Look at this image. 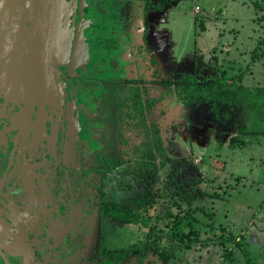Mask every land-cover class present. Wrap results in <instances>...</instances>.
<instances>
[{"label":"flooded vegetation","instance_id":"obj_1","mask_svg":"<svg viewBox=\"0 0 264 264\" xmlns=\"http://www.w3.org/2000/svg\"><path fill=\"white\" fill-rule=\"evenodd\" d=\"M174 1L65 0L70 54L66 65L56 67L53 79L48 77L49 101L45 49L26 34L17 36V26L19 33L29 32L31 15L46 12L49 0H0V264H22L13 255V244L21 236L34 264H138L126 250L142 240L143 231L122 223L112 208L123 206L129 197L125 186L112 181V158L122 157L119 176L126 181L128 153L135 151V135L143 136L142 126L129 129L120 88L141 92L145 123L163 141L165 100L177 98L176 79H160L157 67L150 79L140 70L121 74L125 67L137 69L124 64L125 59L120 70L112 64L132 45L143 52L144 42L152 41L149 35L159 32L156 15L170 13ZM137 23L145 26L140 44L131 43L137 39L127 33L122 40L120 30L126 25L132 30ZM153 54L145 56L152 64ZM27 76L35 77L34 91ZM149 103L151 112L145 113ZM180 124L188 140L183 118ZM211 247L218 248L182 250L179 262L185 260L183 252L192 250L194 255L196 248L208 252ZM151 256L160 261L149 254L142 264Z\"/></svg>","mask_w":264,"mask_h":264},{"label":"rangeland","instance_id":"obj_2","mask_svg":"<svg viewBox=\"0 0 264 264\" xmlns=\"http://www.w3.org/2000/svg\"><path fill=\"white\" fill-rule=\"evenodd\" d=\"M156 16L159 32L149 35L152 41L144 42L143 52L133 45L126 48L119 55L121 60L112 64L113 70H120L125 59L124 64L137 69L125 67L121 74L135 75L140 70L150 79L157 67L160 79L195 74L204 81L234 79L250 92L264 87V59L253 61L254 55H264V0H175L170 13ZM138 24L132 30L129 26V31L128 25L121 29V39L127 33L137 39L131 43L139 45L145 26ZM150 53H154V64L150 56L145 59ZM69 54L70 47L50 66L51 79L57 66L66 65ZM165 107L161 129L167 152L182 160L184 177L191 182L197 179L201 192L194 203V231L201 239L215 235L240 240V244L229 240L225 249L196 248L194 255L188 250L183 252L185 260L177 264H264V136L252 134L264 125L244 103H181L173 97L165 100ZM182 118L190 133L188 140ZM144 264L161 262L151 256Z\"/></svg>","mask_w":264,"mask_h":264},{"label":"trees","instance_id":"obj_3","mask_svg":"<svg viewBox=\"0 0 264 264\" xmlns=\"http://www.w3.org/2000/svg\"><path fill=\"white\" fill-rule=\"evenodd\" d=\"M261 58L264 59V55L258 58L254 55L253 61ZM173 83L176 97L181 103H193L198 100L226 105L244 103L260 120L262 126L264 125V87L250 92L234 79L204 81L198 79L195 74H186ZM120 90L125 94L122 101L127 105L125 108L128 112L129 129L140 126L143 128L142 138L135 135L137 144L133 155L128 153L126 172L129 177L126 181L119 176L122 157L112 153V157L116 156L112 158L111 163L112 181L118 186H125L129 195L123 206L113 204L112 211L117 213L122 223L128 226L139 225L143 231L142 240L127 248V256L135 255L138 264H142L149 254H153L158 256L162 264H171V261L183 260L180 251L185 249L198 245L225 249L229 240L233 244L239 243L238 238L215 235L201 239L194 231L192 222L196 219L193 216V204L201 197L197 187L198 180L190 183L184 177L182 161L170 157L161 137L157 133L153 135L150 130L152 126L150 128L146 125L141 103L145 100L141 92L128 86L121 87ZM251 93H254V99H251ZM147 97L144 93V98ZM146 112H151V103L147 104ZM153 127L157 131L156 125ZM252 134L264 136V127L259 131L254 130ZM205 214L207 215L206 212ZM208 216L212 218L213 214ZM209 228L213 229V222L209 224Z\"/></svg>","mask_w":264,"mask_h":264},{"label":"water","instance_id":"obj_4","mask_svg":"<svg viewBox=\"0 0 264 264\" xmlns=\"http://www.w3.org/2000/svg\"><path fill=\"white\" fill-rule=\"evenodd\" d=\"M32 29L29 32L19 33V27L17 26V36L23 34L27 40L30 38L32 41H37V45L42 44V58H46L47 61V93L49 101L50 98V66L53 65L63 54L68 52L71 41V30L68 28L69 15L66 8L65 0H49L46 12L32 15ZM49 77V78H48ZM25 79L29 82V85L34 91L36 89L35 77L27 76ZM54 96V95H53ZM47 99V100H48ZM13 255L20 256L22 258V264H34V254L31 251L30 246L27 244L24 236L19 237L13 244Z\"/></svg>","mask_w":264,"mask_h":264},{"label":"built area","instance_id":"obj_5","mask_svg":"<svg viewBox=\"0 0 264 264\" xmlns=\"http://www.w3.org/2000/svg\"><path fill=\"white\" fill-rule=\"evenodd\" d=\"M195 12H196V13H198V12H199V8H198V7L196 8V11H195Z\"/></svg>","mask_w":264,"mask_h":264}]
</instances>
